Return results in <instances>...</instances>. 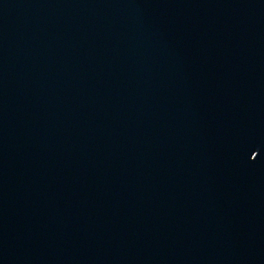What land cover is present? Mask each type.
<instances>
[{
    "label": "water",
    "instance_id": "95a60500",
    "mask_svg": "<svg viewBox=\"0 0 264 264\" xmlns=\"http://www.w3.org/2000/svg\"><path fill=\"white\" fill-rule=\"evenodd\" d=\"M0 264H264V0H0Z\"/></svg>",
    "mask_w": 264,
    "mask_h": 264
}]
</instances>
